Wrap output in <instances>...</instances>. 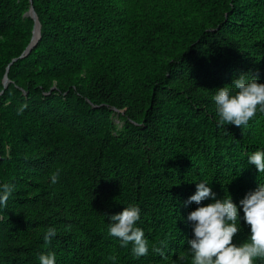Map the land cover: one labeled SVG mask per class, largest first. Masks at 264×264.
Returning a JSON list of instances; mask_svg holds the SVG:
<instances>
[{"label":"trees","instance_id":"trees-1","mask_svg":"<svg viewBox=\"0 0 264 264\" xmlns=\"http://www.w3.org/2000/svg\"><path fill=\"white\" fill-rule=\"evenodd\" d=\"M30 5L40 37L19 57ZM241 74L264 83V0H0V185H14L0 205V264L49 253L56 264H190L177 258L201 181L231 196L233 242L249 241L239 202L264 185L248 164L264 150V113L217 127L213 99ZM129 206L148 241L139 258L108 233ZM161 240L166 258L152 250Z\"/></svg>","mask_w":264,"mask_h":264},{"label":"clouds","instance_id":"clouds-1","mask_svg":"<svg viewBox=\"0 0 264 264\" xmlns=\"http://www.w3.org/2000/svg\"><path fill=\"white\" fill-rule=\"evenodd\" d=\"M258 75L250 78L241 74L234 79L232 85L236 91L233 93L228 87L218 90L213 99L216 113L219 117L217 127L235 125L247 126L250 120L255 119L257 113H264V83L258 82ZM27 105L18 109L22 114ZM248 164L254 165L259 173H264V150H257L248 157ZM59 170L51 174L52 184L57 183ZM14 185L4 183L0 185V205H7ZM211 199L212 202L203 205V201ZM195 203L198 207L189 212L187 223L191 226L193 236L188 241L190 245L188 255L181 254L177 259L186 262L190 255V264H254L256 260L264 261V185L255 191L248 192L239 202L243 211V220L250 226L249 241L237 245L234 237L240 231L237 226L239 211L237 204L231 198L217 199L216 194L201 181L196 185V191L191 195L185 205ZM110 236L120 240L121 247L132 245L131 251L137 258L146 256L149 252L148 241L143 230L137 227L140 220V208L129 206L122 212L109 217ZM56 236V230L49 228L44 235V241L50 243ZM159 247H153V252L165 257L167 240H161ZM115 261V256H109ZM40 264H56L55 253L41 254Z\"/></svg>","mask_w":264,"mask_h":264},{"label":"water","instance_id":"water-1","mask_svg":"<svg viewBox=\"0 0 264 264\" xmlns=\"http://www.w3.org/2000/svg\"><path fill=\"white\" fill-rule=\"evenodd\" d=\"M26 14L30 15L33 18L34 25H33V29H32L31 38H30L27 46L25 47V49L19 55V57L25 56L30 51V49L35 45L38 38L40 37V22L38 20L36 11L32 5H30L29 10L26 12ZM15 59L16 58H13L12 60H15ZM7 82H8V77H7V74H5L3 77V84L6 85Z\"/></svg>","mask_w":264,"mask_h":264}]
</instances>
